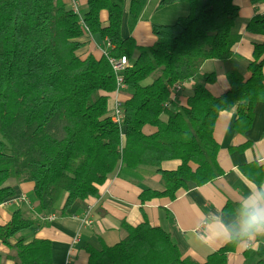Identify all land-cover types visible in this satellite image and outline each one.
<instances>
[{
  "label": "trees",
  "instance_id": "trees-1",
  "mask_svg": "<svg viewBox=\"0 0 264 264\" xmlns=\"http://www.w3.org/2000/svg\"><path fill=\"white\" fill-rule=\"evenodd\" d=\"M85 1L87 10L80 14L63 0H0V205L15 196L10 181L34 184L35 213L16 209L0 225V243L10 249L7 258L14 264H54L52 242L28 239L23 232L43 227L42 216L62 194L67 197L60 215L76 201L99 196V187L118 170L146 167L160 174L162 189L144 190L142 203L174 200L181 189L218 179L223 171L213 132L220 113L237 107L234 131L243 135L252 126L255 105L264 103V42L254 47L247 77L226 71L229 90L223 95L214 97L206 89L214 73L200 74L206 61L234 56L240 12L235 0H160V9L181 3L187 12L172 24L153 21L157 40L150 47L121 34L125 13L131 34L148 0H129L127 7L126 0ZM246 29L264 36V15L253 17ZM86 34L108 39V56L82 58L80 39ZM122 56L128 60L123 92L129 98L120 104L118 124L109 103L116 78L108 57ZM191 80L196 83L182 105ZM145 127L154 131L146 133ZM166 161L180 165L162 171ZM241 172L255 184L264 182L262 165L252 163ZM235 207L228 203L224 211ZM120 229L123 237L114 246L85 245L88 264H227L238 245L226 243L197 262L182 256L168 232L146 221L122 222Z\"/></svg>",
  "mask_w": 264,
  "mask_h": 264
},
{
  "label": "crops",
  "instance_id": "crops-1",
  "mask_svg": "<svg viewBox=\"0 0 264 264\" xmlns=\"http://www.w3.org/2000/svg\"><path fill=\"white\" fill-rule=\"evenodd\" d=\"M63 1L70 9H73L72 3L75 1L80 14L87 10L85 0ZM128 1L126 0V7ZM159 1L148 0L131 34L127 28L125 13L121 28L122 36L131 35L140 47L153 46L157 38L152 32V22L172 24L177 17L187 12L185 5L181 3L160 9ZM234 4L240 11L234 31L238 37L233 47L234 56L227 62L206 61L200 69L201 75L211 73L216 75L214 82L206 84V89L214 97H219L229 90L227 70L234 69L244 77L248 76L247 63L253 60L254 47L264 42V36L249 33L246 29L248 21L253 17L264 15V2L254 4L250 0H235ZM100 19L103 27H107L106 11L101 12ZM80 41L83 44L79 51L82 58L89 55L97 59L102 57L104 40L86 34ZM196 80L185 83L180 100L182 105H186L187 96ZM128 98L129 92L125 91L118 95L113 92L110 95V107H113L116 99L122 103ZM237 117L236 107L232 111L220 113L216 121L213 135L220 147L217 161L223 175L213 182L181 189L174 200L159 198L142 203L139 195L144 190L162 189L160 174L146 167L137 170L122 169L120 172L118 170L99 187V196L76 201L66 214L60 215L67 197L66 194H62L54 208L44 213V216L53 215L54 219L51 222L44 221L45 225L40 229L24 231V236L28 239L51 241L54 264H88L89 255L84 249L85 245L96 250H100L102 246H114L123 237L120 229L122 222L129 226H137L146 221L168 232L184 258L204 262L210 254L226 243L206 245L197 238L196 230L203 219V213L224 210L228 203L236 204L238 197L254 186V183L241 172V167L252 163L264 166V103L259 102L255 105L252 126L243 135L234 131ZM153 131V128L145 127L146 133ZM248 142L251 143L250 146L239 149ZM179 165V161H166L160 168L162 171H173ZM9 184L14 187L15 196L0 205L1 226L10 221L16 209L25 213H35V205L30 202L34 184L15 181H10ZM10 243L15 244V240H10ZM10 254V249L0 243V264H14L7 258ZM261 260H264V237L238 244L236 250L228 254L227 264H257Z\"/></svg>",
  "mask_w": 264,
  "mask_h": 264
},
{
  "label": "clouds",
  "instance_id": "clouds-1",
  "mask_svg": "<svg viewBox=\"0 0 264 264\" xmlns=\"http://www.w3.org/2000/svg\"><path fill=\"white\" fill-rule=\"evenodd\" d=\"M196 230L201 243H247L264 237V182L241 194L234 209L208 211Z\"/></svg>",
  "mask_w": 264,
  "mask_h": 264
},
{
  "label": "built area",
  "instance_id": "built-area-1",
  "mask_svg": "<svg viewBox=\"0 0 264 264\" xmlns=\"http://www.w3.org/2000/svg\"><path fill=\"white\" fill-rule=\"evenodd\" d=\"M73 8L76 13H78L77 5L76 2H73ZM105 48H102V55L108 56L107 49L111 47V44L108 39L104 40ZM109 63L113 69V72L115 74L116 78V89L114 91L115 94H120L126 89V84L124 82L123 78V72L125 68L128 66V60L125 56H122L120 58H114V57H108ZM179 89V88H178ZM121 102L119 99H116L115 104L113 107H111V115L112 119L115 123L120 124L123 120L121 108H120ZM23 199H25L23 197ZM43 221L46 222H51L54 219L53 215H48V216H42L41 218Z\"/></svg>",
  "mask_w": 264,
  "mask_h": 264
},
{
  "label": "rangeland",
  "instance_id": "rangeland-1",
  "mask_svg": "<svg viewBox=\"0 0 264 264\" xmlns=\"http://www.w3.org/2000/svg\"><path fill=\"white\" fill-rule=\"evenodd\" d=\"M73 4V3H72ZM74 7V6H73ZM177 14H180V13H177ZM174 16V15H173ZM174 18V17H173Z\"/></svg>",
  "mask_w": 264,
  "mask_h": 264
}]
</instances>
